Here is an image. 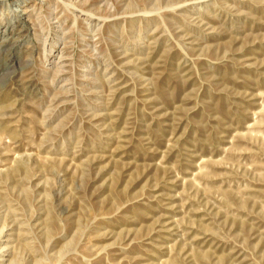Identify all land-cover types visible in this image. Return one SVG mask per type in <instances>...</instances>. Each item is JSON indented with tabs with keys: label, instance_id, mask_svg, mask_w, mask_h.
<instances>
[{
	"label": "rangeland",
	"instance_id": "obj_1",
	"mask_svg": "<svg viewBox=\"0 0 264 264\" xmlns=\"http://www.w3.org/2000/svg\"><path fill=\"white\" fill-rule=\"evenodd\" d=\"M0 264H264V0H0Z\"/></svg>",
	"mask_w": 264,
	"mask_h": 264
}]
</instances>
